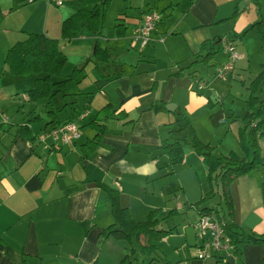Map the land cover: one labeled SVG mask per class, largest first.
Here are the masks:
<instances>
[{
  "label": "crops",
  "instance_id": "0c3cea01",
  "mask_svg": "<svg viewBox=\"0 0 264 264\" xmlns=\"http://www.w3.org/2000/svg\"><path fill=\"white\" fill-rule=\"evenodd\" d=\"M39 1L0 0V264H119L130 247L101 236L113 223L101 185L119 192L120 206L131 220L144 221L159 210L158 229L170 231L151 255L134 250L131 264H261L264 245L251 243L222 259L200 257L205 236L197 229L200 215L193 205L209 186L206 167L188 145L190 135L180 120L183 114L199 142L241 154L237 132L248 86L264 64V44L250 28L259 20L254 0H113L99 35L81 29L69 42L60 40V25L81 8L78 0L55 2L63 7L51 15L55 27L47 23L48 11L38 18L41 26L35 23L31 8ZM147 12L160 19L142 48L134 31ZM117 24L124 28L121 38ZM28 34L57 40L59 49L87 47L85 55L74 51L76 66H69L60 50L66 63L53 80H65L82 68L80 78L56 97L35 103L27 92L40 76H11L4 63L6 52ZM227 39L240 58L217 81L215 70L228 59ZM206 41L215 43V53L203 63L196 55ZM95 42L109 53L106 63L92 58ZM196 81L205 84L200 92ZM107 105L123 111L126 119L111 118L98 146L82 160L81 146L94 135L87 124ZM68 122H77L80 133L71 145L49 134ZM23 126L34 142L18 135ZM167 139L185 142L178 165L169 166L160 149ZM257 145L261 166L234 180L229 194L233 222L245 235L263 236L264 132ZM216 202L214 197L206 206Z\"/></svg>",
  "mask_w": 264,
  "mask_h": 264
},
{
  "label": "trees",
  "instance_id": "16d2710c",
  "mask_svg": "<svg viewBox=\"0 0 264 264\" xmlns=\"http://www.w3.org/2000/svg\"><path fill=\"white\" fill-rule=\"evenodd\" d=\"M112 1L78 0L81 8L63 20L60 25V40L69 42L77 38L81 29L99 35L103 28L107 8ZM254 5L259 14V20L250 28L257 30L260 41L264 44V0H254ZM114 28L116 36L121 38L124 35V28L118 24ZM233 36L229 39L231 40ZM214 46V42L202 43V51L196 55V59L201 57V62L207 63L210 56L215 53L213 52ZM203 52L206 54L202 55ZM92 58L99 63H106L109 60V53L106 49H100L98 43L95 42ZM4 63L11 76L21 78L40 76L34 81V87L27 92L28 101L31 103L43 99H52L63 93L71 83L80 78L83 71L82 68L74 69L65 80L54 81L53 78L58 77L63 70L66 57L60 51L57 40L38 34H28L25 40L15 43L6 52ZM261 68V72L248 86L246 113L240 119L241 127L237 132L240 155L232 152L225 154L199 142L191 130L188 119L180 114L183 128L190 135L188 145L201 158L206 167V181L209 186V192L193 207L198 209L199 215L212 214L226 222L224 231L235 254L238 252L237 248L240 244L264 245V235H245L233 222L234 207L229 194V185L234 180L261 166L257 141L264 132V64ZM176 74L178 75L179 72ZM113 117L124 120L126 114L123 111L117 113L110 105H107L96 114L95 119L87 124L94 135L90 141L81 146L82 160L93 153L106 132L105 124ZM233 119L238 120L235 117ZM17 133L29 142L35 140V136L26 126L20 127ZM184 144V140L180 139H167L161 142L160 149L168 158L169 166L178 165L183 161ZM100 190L107 199L109 212L113 219V223L102 231V238L122 241L130 247L129 254L119 264L132 263L135 254L132 248L134 242L140 246L144 255L149 256L156 252L158 241L170 233V231L158 229L160 211H151L144 221L134 222L131 220L127 209L120 206L117 190L105 185H101ZM214 197L217 199L216 204L206 206L207 201L214 199ZM173 213L171 211L168 214L172 216ZM261 264H264V258Z\"/></svg>",
  "mask_w": 264,
  "mask_h": 264
},
{
  "label": "built area",
  "instance_id": "2783aa9c",
  "mask_svg": "<svg viewBox=\"0 0 264 264\" xmlns=\"http://www.w3.org/2000/svg\"><path fill=\"white\" fill-rule=\"evenodd\" d=\"M60 6L61 2L56 3ZM160 16L155 12H147L143 15L140 25L134 31V40L137 41L140 47L144 48L151 40V35L155 30L157 23L159 22ZM224 52L228 55L227 62L218 66L214 73V79L222 81L226 75L231 73L233 66L240 56L235 51L233 45L229 44L225 46ZM197 91L204 89L205 84L196 81ZM85 115H79L78 120H82ZM49 134L56 140L63 144L71 145L80 137L79 127L77 122H69L63 125H59L52 129ZM226 222L222 219L217 218L215 215H200L196 223L197 229L204 234V242L200 250V257L202 259L223 258V254H227L232 250L229 242V238L225 234Z\"/></svg>",
  "mask_w": 264,
  "mask_h": 264
},
{
  "label": "rangeland",
  "instance_id": "374dc122",
  "mask_svg": "<svg viewBox=\"0 0 264 264\" xmlns=\"http://www.w3.org/2000/svg\"><path fill=\"white\" fill-rule=\"evenodd\" d=\"M55 2H57V0H53V2H51V3L48 2L47 0H40L36 5L32 6L31 9H35V11H36L35 12L36 13V21H35L36 24H38L39 26L42 25V22L43 21H40V19H38V18L40 16L42 17L43 13L46 12V11H48V13H50L49 14L50 16L47 19V23L49 24L50 27L51 26L52 27H55L56 26V24H55L56 23V19L54 18V16H51V15H56L57 13L60 12V10L63 7H57L55 5ZM51 17H52V19H51ZM229 44H230V42L228 43V39H227V43H224V46H228ZM77 49H79L80 52H82V55H85V52L87 51V47L85 45H83V44L79 45V47ZM77 49L76 50H73V48H72L71 45L68 46L66 49H63V47H61V49H60V50H62V52L64 54H66L68 56V61H69L68 65L69 66H71V64H73L75 66H76V64H78L77 61H76V58H75L76 56L74 54V51L76 52ZM65 74H66V71H65ZM195 88H196V86H195ZM198 92H200V91H198ZM132 248L137 251V254H140V251H141L140 246L137 245L135 242L133 243Z\"/></svg>",
  "mask_w": 264,
  "mask_h": 264
},
{
  "label": "water",
  "instance_id": "95a60500",
  "mask_svg": "<svg viewBox=\"0 0 264 264\" xmlns=\"http://www.w3.org/2000/svg\"><path fill=\"white\" fill-rule=\"evenodd\" d=\"M168 110H170V108L167 107ZM171 111V110H170Z\"/></svg>",
  "mask_w": 264,
  "mask_h": 264
}]
</instances>
